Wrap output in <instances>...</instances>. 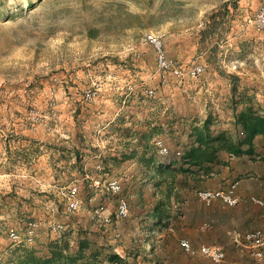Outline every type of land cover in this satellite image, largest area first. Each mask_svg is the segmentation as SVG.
<instances>
[{
  "label": "rangeland",
  "instance_id": "374dc122",
  "mask_svg": "<svg viewBox=\"0 0 264 264\" xmlns=\"http://www.w3.org/2000/svg\"><path fill=\"white\" fill-rule=\"evenodd\" d=\"M261 8L264 0H0V264H16L22 247L46 256L48 243L61 239L73 252L80 238L93 249L128 247L131 264H153L157 256L160 264H207L186 255L181 238L196 247L224 245L225 264L237 254L256 264L227 244V234L198 233L193 222L204 212L200 190L226 189L231 177L253 183L255 176L227 170L221 158L196 187L194 180L178 186L153 233L148 212L167 190L158 191L144 160L176 159L190 128L208 116L216 135L227 124L239 132L233 119L244 107L241 93L264 116V33L253 25ZM151 32L163 36L166 55L184 69L181 78L157 70L144 40ZM197 66L204 73L192 78ZM156 138L169 155L154 147ZM132 151V159L121 160ZM116 157L121 163L112 166ZM114 181L119 194L106 189ZM74 186L81 205L71 212ZM119 197L129 203L128 219L106 227L92 220L95 207L111 209ZM251 210L260 223L254 228L264 231L263 212ZM29 222L40 224L34 243L12 242L10 232L23 236ZM56 224L60 232L51 230ZM162 234L165 245L151 254Z\"/></svg>",
  "mask_w": 264,
  "mask_h": 264
},
{
  "label": "trees",
  "instance_id": "16d2710c",
  "mask_svg": "<svg viewBox=\"0 0 264 264\" xmlns=\"http://www.w3.org/2000/svg\"><path fill=\"white\" fill-rule=\"evenodd\" d=\"M236 90L237 88L234 87V92ZM240 101L244 107L235 114L234 125L240 129L236 137L226 131L214 136L212 134L213 120L208 116L201 125H193L190 128L188 144L180 160L174 158L155 162L154 156L144 160L146 168L155 171V177L159 181L156 185L158 191L162 189L163 185L167 190L165 200L161 199L160 204L153 210V217L159 218L160 224L167 206L171 204L170 200L175 187H183L191 180L196 181L194 182L196 187V183L198 184L201 179L211 175L212 167L221 162L222 154L236 157L253 155L256 137L264 138V116L259 114V109H255L253 98H247L244 93H241ZM240 133L241 135H239ZM134 155L135 151L123 154L121 160H130ZM118 159L116 157L110 160L112 166L121 163ZM104 251L103 248L92 249L87 238H80L77 249L73 252L70 241L61 239L48 243L46 256H40L25 247L17 249L15 254L17 255L16 264H129L117 253L111 252L105 257H101ZM157 262L159 263L158 260Z\"/></svg>",
  "mask_w": 264,
  "mask_h": 264
},
{
  "label": "built area",
  "instance_id": "2783aa9c",
  "mask_svg": "<svg viewBox=\"0 0 264 264\" xmlns=\"http://www.w3.org/2000/svg\"><path fill=\"white\" fill-rule=\"evenodd\" d=\"M254 28L257 32L264 33V8H261L253 20ZM163 36L156 33H145L144 40L155 51V63L157 70L161 73L162 77L171 75L175 78H181L184 74V69L179 66L172 59L166 55ZM235 69L236 66H233ZM204 73L203 66L192 68L189 72L192 78H198ZM165 81H162L164 83ZM155 90H146L148 97L155 95ZM96 95L95 92L89 91L86 94V100H92ZM154 147L161 155L167 156L170 154V149L164 142L156 138L154 140ZM183 156L182 151L176 152V159L180 160ZM239 182H232L226 189L217 190H200L197 193L198 200L206 207L212 206L216 201H220L224 206L235 207L240 204L241 197L238 194ZM106 189L112 194H119L121 187L117 181L111 182L107 185ZM71 199L69 203V211L75 212L80 208L81 202L77 199L78 189L73 187L70 191ZM250 202L257 206L264 213V200L251 197ZM130 217V206L126 198L119 197L117 204L113 208H108L100 205L94 208L91 218L100 226H111L113 223L126 220ZM208 226L200 229L203 232ZM40 228L38 222H29L26 225L25 234L20 236L17 232L11 231L9 238L12 242L17 244L32 245L37 237V232ZM54 232H60L62 226L59 224L51 226ZM230 244L242 251H245L249 257L257 262H264V231L260 229L246 231V232H233L229 236ZM181 250L190 257H203L208 260L209 264H225L227 260V252L223 246L199 244L197 247L187 238L179 240Z\"/></svg>",
  "mask_w": 264,
  "mask_h": 264
},
{
  "label": "crops",
  "instance_id": "0c3cea01",
  "mask_svg": "<svg viewBox=\"0 0 264 264\" xmlns=\"http://www.w3.org/2000/svg\"><path fill=\"white\" fill-rule=\"evenodd\" d=\"M205 119L206 118H204V120ZM229 119L231 120L232 118H228V121H229ZM203 121H201L200 123H198L196 125H201L203 123ZM226 126L227 127L223 128L222 131H229L233 137H236L238 135L239 132L235 131L234 127H233L234 129L232 130V128L229 129V124H227ZM213 129H214V127H212V133H213ZM217 133H218V131L213 133V135L214 134L216 135ZM254 151H255V155H253V156L243 155L240 157H236V156H229L227 154H222L221 158H224L225 162L228 163V166L226 167L227 170L231 169L232 172H235L236 174L238 172L239 175H240V173H251L250 175H253L256 178L253 180H250V181H253V183L252 182L249 183V180H247V181H242V180L238 181L235 179L232 180L233 179L232 177H231V179L227 180L229 184L232 182H235V181L239 182L238 194L241 197V202L239 205H237L235 207L224 206L220 201L214 202L212 204V206H210V207H206L201 203L203 206V209H204V212L201 215L204 217H202V216L200 217L199 215H197L196 218L193 220L194 226H196V231L198 233L202 227L207 225L208 227L201 233L218 232V233H224L225 235L227 234L228 235L227 244H228V242L230 244L229 236L233 232H235V231H237V232L251 231L253 229H256V228H254L255 226L260 225V223H257L255 216L252 214L251 207L254 206L258 210H260V209L257 206H255L254 204H252L249 199L251 197H257V198L264 200V138L263 137H261V136L256 137V139L254 141ZM105 152H109V151H105ZM241 162H244V165H240ZM257 164H259L261 166L258 167V166H256ZM239 165L241 166V168L239 167ZM180 190H181V188L175 187L174 191H173L174 195L179 193ZM158 202H160V198L157 197L155 203L158 204ZM207 209H209V211ZM206 213H208V214H206ZM169 219H171V218H168L166 220H169ZM148 220L151 223V224H149L151 227L150 231H152L155 228V226L157 227V223L159 220V218L153 217V209L150 212H148ZM161 221L163 222L162 219H161ZM152 227H154V228H152ZM116 236H118V235H116ZM224 238H226V237L222 236V241H224ZM149 242L151 243V241H149ZM104 243H105L104 245H106V246L109 245L107 242H104ZM210 244L213 245V243H210ZM210 244H208V245H210ZM90 245H91V243H90ZM164 245H165V234H162V235L158 236V238L155 240V242H152V247H151L152 251H150V253L156 254L157 250H159V249L162 250V247ZM77 246H78V240L74 244V247H73L74 251H76ZM220 246H222V245H220ZM91 247H92V245H91ZM223 247H224V245H223ZM100 249H102V248H100ZM100 249H98V250H100ZM94 250H95V248H94ZM236 250L238 251L240 249L236 248ZM111 252L117 253L118 255H120L129 264H131L130 260L134 259L131 257L132 254H131L130 249H128V247L123 246V245H118V244L115 246H112L110 252L105 250L101 254V257H105L108 253H111ZM234 254H235V251H234ZM233 257L234 258L231 261V264H244V262L239 259L238 254L234 255ZM158 258H159V256H157V258L154 259L153 264H160V262L158 263L156 260ZM166 258L168 259V257H166ZM228 258L230 259V254H227V259ZM204 260L207 264H209L207 259L204 258ZM169 261H170V259H169ZM169 261H167L166 263H168ZM256 262L257 261H255V263ZM225 263H226V261H225ZM257 263L264 264V262H257Z\"/></svg>",
  "mask_w": 264,
  "mask_h": 264
}]
</instances>
